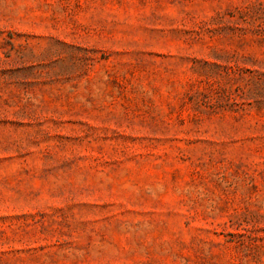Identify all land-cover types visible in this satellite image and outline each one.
<instances>
[{
  "label": "rangeland",
  "instance_id": "rangeland-1",
  "mask_svg": "<svg viewBox=\"0 0 264 264\" xmlns=\"http://www.w3.org/2000/svg\"><path fill=\"white\" fill-rule=\"evenodd\" d=\"M0 264H264V0H0Z\"/></svg>",
  "mask_w": 264,
  "mask_h": 264
}]
</instances>
